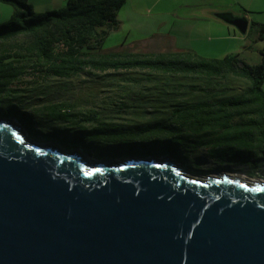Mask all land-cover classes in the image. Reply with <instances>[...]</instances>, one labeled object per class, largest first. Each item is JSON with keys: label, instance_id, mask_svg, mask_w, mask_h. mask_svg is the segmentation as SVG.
Segmentation results:
<instances>
[{"label": "trees", "instance_id": "16d2710c", "mask_svg": "<svg viewBox=\"0 0 264 264\" xmlns=\"http://www.w3.org/2000/svg\"><path fill=\"white\" fill-rule=\"evenodd\" d=\"M0 2L13 9L0 24V117L15 119L30 137L100 159L168 156L202 173L264 175V60L103 53L126 0H66L41 13L27 0ZM254 28V42H264V24L250 23L246 35ZM81 76L110 95L98 111H76L53 97Z\"/></svg>", "mask_w": 264, "mask_h": 264}, {"label": "water", "instance_id": "95a60500", "mask_svg": "<svg viewBox=\"0 0 264 264\" xmlns=\"http://www.w3.org/2000/svg\"><path fill=\"white\" fill-rule=\"evenodd\" d=\"M216 17L246 34L244 16ZM26 136L0 120V264H264V180Z\"/></svg>", "mask_w": 264, "mask_h": 264}, {"label": "rangeland", "instance_id": "374dc122", "mask_svg": "<svg viewBox=\"0 0 264 264\" xmlns=\"http://www.w3.org/2000/svg\"><path fill=\"white\" fill-rule=\"evenodd\" d=\"M172 4V11L169 13L163 14L158 12V9H154L152 13H146V15H142L143 12L132 15L134 17L135 21H140V19H148L149 25L148 28L142 29V30H132L130 33H128V28L125 26L123 29L118 30L116 32L110 33L107 38L104 40V43L102 44V52H111L114 50H118L119 46L121 44H126V42L129 41V38H138L140 34H155L154 38H162L163 36H167V38L174 39L175 43H173L172 46L167 47L168 51L178 52V51H186L191 52L197 55L200 54H210L212 49V44L214 43V35L213 32H206V29L204 28V24L202 22H199V13H198V7L193 8L192 2L194 0H168ZM223 1V0H221ZM189 4L191 7L188 9L185 8H178L175 7V5H178L179 3ZM191 3V4H190ZM216 5H219L220 2H216ZM128 6L125 7L127 9ZM234 12L237 9H232ZM145 16V18H144ZM122 12L120 13V18H122ZM161 22H164L160 24ZM129 34V36H128ZM204 34V35H203ZM252 31L247 36V39L251 38ZM203 35V38L201 36ZM129 37L126 41V37ZM158 39H156L157 41ZM158 43V42H157ZM255 42H251V48L244 54V57L246 62L249 64H257L261 63V57L260 53L255 50L257 47H261L264 43L258 42L257 44ZM124 44V46H126ZM157 44L156 47H150L153 50H162L161 46ZM125 49H128V47H123ZM240 58V57H239ZM242 58V59H243ZM244 61V59H243ZM88 78L86 76H81L79 78L73 79L71 81H68L67 83L63 84L61 86V89H58L56 92L53 93V97L56 102L61 103L65 102L70 105L72 109H75L76 111L81 112H87V111H98V106L102 104V100L106 99L108 96L105 93H98V89L96 87H93V84L87 82ZM180 82L183 84L190 85V84H197L199 85V80H191L189 78H180ZM51 85L54 84V86H57L59 82L56 81H48ZM29 87H38L37 89L31 90V93H36L39 89L43 88L42 83L34 84ZM262 88L264 90V82L262 85ZM189 89L190 88H186ZM192 95H196V92H191L190 95H187L189 97H192ZM110 97V95H109ZM108 97V98H109ZM0 120H8V122L19 125V123L12 118H2L0 117ZM22 129V128H21ZM23 130V129H22ZM24 131V130H23ZM25 132V131H24ZM27 134V133H26ZM30 140H33L35 142H39L41 144L47 143L49 145L58 146L57 144L50 142V141H42L38 139H34L30 137L29 135L26 136ZM59 148H63L61 146H58ZM66 150H77L80 154H82L87 160L90 162H105L107 164H112L116 161H123L126 159H131L134 157H126V158H105L100 159L96 155H86L80 148H73V149H66ZM169 158L168 156H161V157H154L149 156L146 158ZM143 158V157H141ZM172 159V158H171ZM175 161V160H174ZM264 162V159H262ZM176 162V161H175ZM180 168L183 170L189 172L193 176L204 178L206 176H215L217 174H224L226 172H211V173H202L197 172L193 169L192 166H190L187 162L185 163H178L176 162ZM230 174V173H229ZM234 175H237L239 177L245 178L246 176L241 173H232ZM248 178V177H247ZM250 181H258V180H264V175L258 178H248Z\"/></svg>", "mask_w": 264, "mask_h": 264}, {"label": "crops", "instance_id": "0c3cea01", "mask_svg": "<svg viewBox=\"0 0 264 264\" xmlns=\"http://www.w3.org/2000/svg\"><path fill=\"white\" fill-rule=\"evenodd\" d=\"M217 1L220 2L219 5L215 4ZM27 2L32 6L35 12L41 13L62 8L65 5L66 0H27ZM192 4L193 8H197L199 5L198 9H196L199 13V22L204 24L206 32H213L215 33L214 35H216L213 38L214 43L211 46V53L200 54L204 57L221 58L225 55L233 54L238 55L242 59L244 54L251 48V42H254V39L257 36V30L254 28L252 30L253 34L251 35V38L247 39L248 35L239 34L233 26L228 25L217 18L216 14L231 13L234 16H244L248 21L247 31L252 22L264 24V0H194ZM126 6H128L127 9H125ZM175 7L188 9L191 6L180 2L178 5H175ZM155 8L158 9L159 13L163 12V14H166L172 11V4L168 0H126L117 13V18L120 22L119 30L127 26L129 30L128 33H130L132 30L148 28V19L135 21L132 15L141 12H143L142 15H146V13L151 14ZM233 8L237 10L234 12L232 10ZM12 12L13 9L11 6L0 2V24L6 22L10 18ZM121 12L123 15L122 18H120ZM162 23L164 22H161L160 24ZM203 35L201 38H203ZM128 36L125 41L129 38ZM154 36L155 34H140L138 38H129V41L126 42V44L124 42L126 46L121 44L118 50L111 52H170L166 46H172L173 43H175L174 39L163 36L162 38H156L158 39L156 41ZM258 42L264 43L262 41H257L255 43L257 44ZM157 44L160 46L162 45V50L152 51V48L150 47H156ZM123 47H128V49ZM255 50L260 53L261 61L264 60V44L261 45V47L259 46L255 48ZM243 59L246 62L245 58Z\"/></svg>", "mask_w": 264, "mask_h": 264}, {"label": "bare ground", "instance_id": "6f19581e", "mask_svg": "<svg viewBox=\"0 0 264 264\" xmlns=\"http://www.w3.org/2000/svg\"><path fill=\"white\" fill-rule=\"evenodd\" d=\"M41 145L47 146V145H49V144H47V143H43V144H41ZM255 182H256V181H255Z\"/></svg>", "mask_w": 264, "mask_h": 264}, {"label": "flooded vegetation", "instance_id": "af4514ba", "mask_svg": "<svg viewBox=\"0 0 264 264\" xmlns=\"http://www.w3.org/2000/svg\"><path fill=\"white\" fill-rule=\"evenodd\" d=\"M263 169H264V167H263ZM245 179H246V180H249L247 177H245Z\"/></svg>", "mask_w": 264, "mask_h": 264}]
</instances>
